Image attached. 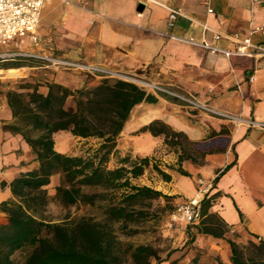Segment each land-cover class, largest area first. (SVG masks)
Instances as JSON below:
<instances>
[{"label": "crops", "instance_id": "crops-1", "mask_svg": "<svg viewBox=\"0 0 264 264\" xmlns=\"http://www.w3.org/2000/svg\"><path fill=\"white\" fill-rule=\"evenodd\" d=\"M209 6L211 13L200 0H49L41 8L38 34L47 55L113 74H132L169 91L192 95L214 110L264 122V60L227 57L184 41H205L231 49L236 39L249 37L253 44L264 47V36L252 32L264 25V0L258 4L252 0H209ZM170 9L179 11L171 27L167 25ZM84 81L82 75L66 72L48 83L76 89ZM38 92L45 94L47 87ZM154 94L157 102L140 103L131 111L116 138V153L110 154L114 157L111 168L120 165L118 157H148L150 164L170 176L167 181L159 177V190L181 201L193 196L199 188L198 179L203 180L210 186L208 213L227 229L222 236L194 232L186 246L217 256L222 264H232L227 240L233 239L225 238L228 233L239 236L234 240L237 243L245 237L264 242V128ZM154 121L179 133L181 144L168 145L164 133L145 129ZM12 122L5 93L0 90V203L13 199L9 185L15 177L38 167L22 136L4 128ZM59 135L87 140L68 131L53 133L55 150L64 154H69L64 144L56 146ZM59 182L60 174L50 177L45 186L49 196L54 195L50 187L55 190ZM5 220L0 211V223ZM176 230V239L184 245L187 228Z\"/></svg>", "mask_w": 264, "mask_h": 264}, {"label": "trees", "instance_id": "trees-1", "mask_svg": "<svg viewBox=\"0 0 264 264\" xmlns=\"http://www.w3.org/2000/svg\"><path fill=\"white\" fill-rule=\"evenodd\" d=\"M46 64L49 62L44 59L12 56L4 59L0 68ZM93 76L98 80L84 81L76 89L50 82L45 94L36 89L6 93L13 122L4 128L22 136L38 167L15 177L9 185L13 199L0 203V211L6 217L0 223V264H151L153 261L201 264L200 250L186 246L193 240L194 232L222 236L226 227L214 214L208 213L210 197L206 198V194L201 200L200 223L187 226L188 239L179 249L180 255L176 251L168 252L162 258L155 247L144 244H127L122 248L113 225H119L124 231L129 223L148 214L151 201L172 197L151 186L135 184L133 180L149 166L165 181L170 176L156 164H150L148 157L134 160L129 156L118 157L119 166H106L110 154L116 153V138L136 105L157 102L154 92L170 101L188 104L167 92L147 90L107 73L94 72ZM145 129L153 134L164 133L168 145L181 144L179 133L161 122H151ZM57 131L99 142L85 155L60 153L55 150L52 137ZM53 174H60V182L54 195L49 196L45 186ZM97 200L104 201L101 220L91 216H65L55 220L45 215L50 201L70 208L93 205ZM227 242L232 264H264L263 241L248 240L244 245L231 239ZM15 253L21 255L19 262L13 258ZM187 254L191 258L185 260Z\"/></svg>", "mask_w": 264, "mask_h": 264}, {"label": "rangeland", "instance_id": "rangeland-1", "mask_svg": "<svg viewBox=\"0 0 264 264\" xmlns=\"http://www.w3.org/2000/svg\"><path fill=\"white\" fill-rule=\"evenodd\" d=\"M43 43L40 41L37 45H29L27 43H22L19 49L13 47L2 48L0 47V54L11 53L17 50H22L24 52L36 53L39 55H46ZM12 56L0 55V65L4 59L10 58ZM12 69V68H9ZM73 73L77 75H82L85 81L88 80H98V77H94L93 74L84 71L83 69H70L63 65L58 64H46L38 68L30 69L28 67H23L14 72H9V70L0 71V90L3 93L8 91H19V92H29L33 89L36 90H45L46 85L49 81L53 80L55 76H63L65 73ZM119 74V75H116ZM114 76L135 82L136 80H142L132 74H120L115 72ZM59 78V77H58ZM137 82V81H136ZM139 84V83H138ZM149 89V87H145ZM99 140L98 139H87V140H73L68 139L63 135L56 137V146L59 147L62 143L69 154L74 153L76 155H85V153L91 149L96 148ZM60 148V147H59ZM114 157H109L106 162V166L111 168L114 165ZM159 175L149 166L146 168L143 175L133 180L135 184L147 185L153 188H157L162 185L159 183ZM50 190L55 193L54 188L50 187ZM87 191H91L87 189ZM182 202L180 199L174 197L164 199L159 198L151 201V207L147 208L148 214L145 217L140 218L134 223H129L126 229H120L119 225H113L115 234L117 235L118 240L122 243V248L127 244L131 245H151L159 251V255L164 258L168 252L170 254L176 251V254H181L180 248H182V241L176 239L179 234L176 229H186L187 227L184 224L174 223L169 225V213L174 209V207ZM103 206L104 201L97 200L93 205H81L73 206L70 208H64L59 205L57 202L50 201L45 208V215L50 217V219L61 220L65 216L71 217H94L97 220L103 218ZM227 228L225 227L224 230ZM239 236H232L227 234L225 238H232L237 240ZM250 240L249 237L242 238V241H239L238 244L244 245L247 241ZM188 255V256H187ZM186 259L191 258L187 254ZM13 258L16 262H19L21 255L15 253ZM184 259V258H183ZM201 264H220V260L217 256L210 255L208 253L201 254L200 257ZM151 264H157L153 261ZM159 264V263H158ZM163 264V263H162Z\"/></svg>", "mask_w": 264, "mask_h": 264}, {"label": "built area", "instance_id": "built-area-1", "mask_svg": "<svg viewBox=\"0 0 264 264\" xmlns=\"http://www.w3.org/2000/svg\"><path fill=\"white\" fill-rule=\"evenodd\" d=\"M48 1L49 0H0V47H13L15 49H19L22 43H27L29 45H37L38 43H40V38L38 34L40 12L42 6ZM63 1L68 2V0ZM200 2L206 7V11L208 13H211L213 11L212 8L209 6V0H200ZM252 2L258 4L260 0H252ZM178 15V10H169L167 20V25L169 27L174 25ZM252 32H259L264 36V25L254 28ZM169 36L171 38H176L173 35ZM184 41L201 46L213 53H222L227 57L232 55L244 57H260L264 60V47L262 45L253 44L249 37L236 39L235 45L231 49L219 48L205 41L197 42L192 39H184ZM0 55L39 58L44 59L52 64L63 65L70 69L79 68L91 74H93L94 72H103L114 76L112 72L102 69L100 67L81 62H72L57 58L55 56H43L36 53L24 52L22 50H17L11 53H4ZM252 79L253 76H250L249 80L251 81ZM136 81L139 82L140 85L143 87L161 90L171 95H174L185 101L188 106H191L194 109L202 110L209 114L228 118L231 120L240 121L251 127L264 128V122H259L250 118H241L239 116H233L231 114L214 110L206 104L197 101L196 98L192 95L178 94L167 89L161 88L157 85L151 84L147 81ZM198 184L199 188L197 189L195 194L177 204L174 209L169 213V225L178 223L184 224L185 226H196L200 223L202 219L200 203L204 195L208 193L210 186L203 182V180L201 179H198Z\"/></svg>", "mask_w": 264, "mask_h": 264}]
</instances>
